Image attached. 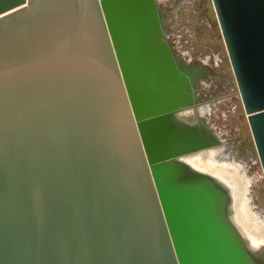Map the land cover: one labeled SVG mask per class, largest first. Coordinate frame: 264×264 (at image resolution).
<instances>
[{"label":"water","instance_id":"95a60500","mask_svg":"<svg viewBox=\"0 0 264 264\" xmlns=\"http://www.w3.org/2000/svg\"><path fill=\"white\" fill-rule=\"evenodd\" d=\"M264 171V0H212ZM158 0H0V264H264ZM190 120V119H189Z\"/></svg>","mask_w":264,"mask_h":264},{"label":"rangeland","instance_id":"374dc122","mask_svg":"<svg viewBox=\"0 0 264 264\" xmlns=\"http://www.w3.org/2000/svg\"><path fill=\"white\" fill-rule=\"evenodd\" d=\"M162 6L167 10L166 41H171L173 47L177 46L174 48L186 62L202 65L211 71V75L201 80L207 84L206 90L202 91L204 97L198 106H194H211L208 126L214 129L213 132L222 135L221 143L226 145L230 156L244 163L245 182L248 177L252 182L250 197L254 204L253 210L264 212V171L213 2L168 0ZM172 7L174 11L170 9ZM189 55H192L191 62Z\"/></svg>","mask_w":264,"mask_h":264},{"label":"bare ground","instance_id":"6f19581e","mask_svg":"<svg viewBox=\"0 0 264 264\" xmlns=\"http://www.w3.org/2000/svg\"><path fill=\"white\" fill-rule=\"evenodd\" d=\"M158 1L163 4L168 0ZM189 1L191 0H188V2ZM210 114L211 106L208 104L199 107L191 106L178 112L175 119L183 122L194 121L195 123L196 121H202L208 125V116H210ZM213 133L217 139L222 141V135L217 134L215 131ZM192 160L197 165H201L225 176L234 184L241 206L239 209V217L251 233L264 237V212L253 210L254 204L250 197V184L252 182L250 177H248L247 182H245L247 176L245 177L246 170L244 169V163L232 158L227 151L226 145H222V143H220L219 146L200 152L198 155L193 156Z\"/></svg>","mask_w":264,"mask_h":264},{"label":"flooded vegetation","instance_id":"af4514ba","mask_svg":"<svg viewBox=\"0 0 264 264\" xmlns=\"http://www.w3.org/2000/svg\"><path fill=\"white\" fill-rule=\"evenodd\" d=\"M170 9H172L171 11H174L173 10V7L170 8ZM168 15H170L169 12H168ZM177 52H179V51L177 50ZM198 66L201 67L202 65H198ZM208 75H211V71H209L208 73L201 71V74L197 76V79L194 82V89H193V92H194L193 95H195V97H196L195 103L190 104L189 107L194 106V105H197L198 106L199 102L203 99L204 95L202 94L203 93L202 91L203 90H206V85L207 84L206 83H203L201 80L206 79L208 77Z\"/></svg>","mask_w":264,"mask_h":264},{"label":"built area","instance_id":"2783aa9c","mask_svg":"<svg viewBox=\"0 0 264 264\" xmlns=\"http://www.w3.org/2000/svg\"><path fill=\"white\" fill-rule=\"evenodd\" d=\"M169 39H170V37H169ZM171 43H172V42H171ZM174 47L177 48V46H174ZM183 52H184V51H183ZM183 55H184V54H183ZM191 57H192V55H189V59H190V61L192 60ZM206 60H208V56H207ZM205 62H207V61H205ZM240 96H241V95H240Z\"/></svg>","mask_w":264,"mask_h":264}]
</instances>
